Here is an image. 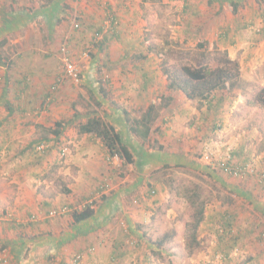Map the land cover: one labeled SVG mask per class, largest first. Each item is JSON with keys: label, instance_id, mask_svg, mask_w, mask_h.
<instances>
[{"label": "rangeland", "instance_id": "1", "mask_svg": "<svg viewBox=\"0 0 264 264\" xmlns=\"http://www.w3.org/2000/svg\"><path fill=\"white\" fill-rule=\"evenodd\" d=\"M214 5L212 0H25L17 4L23 7L20 18L29 40L25 38L21 45L5 50L2 57L7 67L0 71V87L8 89V106L14 114L39 119L20 120L8 128L24 130L21 138H16L21 139L19 143L15 140L17 144L26 147L44 136L50 139L52 148L41 153L30 144L18 158L27 166L22 171L27 188L19 221L25 226L19 231L7 229L2 226L7 220L0 218V264H264L261 219L258 226L254 224L258 244L240 240L228 251H219L216 227L202 224V232L198 230L200 244L191 250L186 247L194 210L178 195L181 187H199L209 201V213L216 209L223 214L221 211L236 202L248 204L247 197L235 192L246 189L243 180L264 184L260 182L264 170V107L255 103L264 87V60L247 64L241 62L246 55L238 52L234 59L228 55L239 65L238 69L229 66L239 71L241 84L232 90L219 89L209 100L188 99L183 92L169 89L163 74L164 64L179 68L200 62L223 66L225 50L214 35ZM258 27L264 31V24ZM258 42L262 47L264 39L260 37ZM27 51L35 54L27 55ZM65 59L76 66L77 80L69 76ZM140 63L153 77L146 95L155 98L159 116L145 140L125 124L123 135L132 146L133 163L116 156L102 160V140L82 133L80 125L95 109V100L101 97L100 86L109 91L106 101L110 104L99 107L98 113H106L109 123L123 128L115 119L117 113L113 115L110 110L111 101L120 95V104L132 110L131 117H141L144 109L130 106L133 101H144L138 92L140 74L136 65ZM60 77L63 81L53 91L51 86ZM90 89H94L93 95ZM163 95L173 99L163 100ZM56 122L64 129L58 140L53 132ZM242 146L251 155V160L244 162L247 172L243 176L213 167L206 158L230 159L227 165L238 166L246 155L231 156V152H243ZM2 154L10 159L13 152L6 148ZM8 177L12 178L8 174L0 176L1 195L4 188L17 190V184ZM237 179L241 184L234 182ZM79 183L83 186H77ZM65 189L72 192L65 194ZM263 198L252 194L260 205ZM91 202L97 206V219L88 220L77 232L71 231L73 209ZM3 209L0 205V212ZM14 217L13 213L9 215L12 220ZM42 219L45 224L56 222V232L50 235L49 230L38 232L32 227ZM113 224L124 228L122 247L128 250L119 259L112 252ZM128 226L133 234H129ZM74 232L72 241L60 245L59 241L71 238ZM84 235L85 243L78 239L83 240ZM165 235L164 245H158ZM5 244L14 246L16 254L9 247L2 248ZM80 254L81 260L75 262Z\"/></svg>", "mask_w": 264, "mask_h": 264}, {"label": "trees", "instance_id": "2", "mask_svg": "<svg viewBox=\"0 0 264 264\" xmlns=\"http://www.w3.org/2000/svg\"><path fill=\"white\" fill-rule=\"evenodd\" d=\"M14 17H18V16L14 15ZM11 19L14 20L13 17H11ZM141 53L143 55L145 54L144 52H141ZM224 55L225 56L223 59V62H224L223 66L220 65L217 67H213L210 64L208 63L205 64L203 62H200L194 66L184 65V66H181L180 68L175 67V66L171 67L169 65L164 64L162 68H163V74L168 81L167 87L171 90H178V91L183 92L187 96L188 99L209 100V98L219 89L232 90L234 87L240 86L241 82L239 78V71L233 70L229 66L230 64L235 65L236 66L235 68L238 69L237 68L239 66V65L237 66L238 63L230 59L226 51L224 52ZM144 57H147V55H144ZM136 66L139 69V72L137 74H140V85H139L138 92L140 93V97H142L144 101L141 103H139V101H133L130 106L131 107L139 106L140 110L144 109L142 111L141 117H135V118L131 117L132 110L130 111L127 107H124V105L120 104V99H121L120 97L121 95H120L119 98L117 97L116 99H113V101H111L112 102L111 109L109 105H108V109L111 110V113L113 115L117 113L115 119L117 120L118 124H123V128L118 129L115 125H113L112 123H109V121L106 120V116H105L106 113L103 114V116L98 113V110H99L98 108L104 107L108 103V101H106V97L108 96V92H109V91H106V88L104 86H100L98 92L101 94V97H98L95 100L96 101L95 109L87 113L86 120L84 121V123L80 125V131L82 133L93 134L102 140L103 145L104 147H106L108 154L110 156H117L119 159L129 164L134 162V155H133V151L131 150L132 146L129 143L130 141L127 142L126 138L123 135V134L126 135L125 124L129 126L131 132L135 136L140 137L145 140L149 136L153 123L157 120L159 116V111H158L159 106L156 103L155 98H153L152 96L148 97V95H146V92L150 88L151 80H153V77L148 71L145 70V68L143 67L144 65H142L141 63L140 65L137 64ZM109 80L110 79H108L107 81L109 82ZM61 81H63V77L58 78V80L51 86V89L55 91L59 87ZM158 90L159 88L155 89L154 92H158ZM53 91L50 94H52ZM93 94H94V89H90V95H93ZM54 99L55 98L53 97L48 98L50 102L54 101ZM161 99L163 100L167 99L168 101H170L173 99V97L172 96L167 97L163 95ZM255 103L260 104L261 106L264 107V87L261 88L260 91L258 92ZM44 107H47V106H44ZM72 108L76 109V106L73 104ZM10 109H11V112L14 111L12 108ZM112 109L114 112L112 111ZM210 109L211 108H209V110ZM121 117H124L125 119ZM56 126H57V129L55 130L53 129V132L55 133L56 140H58L59 136H61L62 131L64 129L62 128L61 130V127L63 126L60 122H56ZM65 126H66V123H65ZM215 126L216 125H214V128H216ZM43 142H47L49 144L50 139L43 136L42 138L37 139L33 141L32 143H30L31 148H34L36 152H41V153L42 152L44 153L47 150L52 148V143H50V145L45 150L38 151L37 146ZM30 144L26 146L24 149L25 150L28 149ZM241 150L243 152L233 151L232 153L233 156H238V157L242 155H246L242 160H240L241 162L235 161L237 163L239 162L238 167H244L243 166L244 162L247 163V161L251 160V155H249L250 153H246L244 146H242ZM214 160L215 162H220V163L222 162L223 164H227L228 162L231 161L230 159L228 160L226 159V161H224L223 158L220 160V157H215ZM235 165L237 164L235 163ZM219 168H221L222 170L224 169L222 166H219L218 169ZM260 182H264V170L262 171V180ZM239 183H241L240 179H239ZM180 190L182 191H180L179 193L177 192L178 195H180L181 197H184L194 210L192 213V221L188 223V228L190 230V236L186 243L187 249L191 250L200 244L199 237H198L199 236L198 230H199L201 223L204 221L205 212H206L207 204L209 201L203 198V195L200 192L199 187L197 186L191 189L184 186V187H181ZM64 192L65 194H68L72 191L70 189H65ZM96 207H97L96 204L94 202H91V203H87L86 205H84V207L74 208L71 213L72 222L70 225L71 227L70 230L71 231L75 230L77 232V230L79 231L88 220L93 219L95 213L97 212ZM221 219H222L221 223L216 228V235L222 240L219 246V250L226 249V251H228L234 246L239 245L241 238L245 235L244 233L245 230L242 227V225H239L238 229L234 231L233 230L234 221L230 219L229 217L227 218L226 215L222 216ZM42 222H45V220L32 223V227L36 229L39 224H42ZM127 222H129V220ZM260 224H263V223H260ZM19 226H21L22 228L19 229ZM24 226H23V223L20 222L18 225L16 224L14 229L16 231L23 230ZM123 229L124 228L122 227L119 228V233L117 234L116 237L111 236L112 246H113L112 252H115L117 254L116 258L118 257V259L125 256L128 252V250L126 251L124 250V247H122L124 244V236H125ZM127 230L129 231V234L130 233L133 234L132 229L129 226ZM47 232L50 233V235L52 233L50 231H47ZM76 232H74V235L70 236L71 238L69 237L65 238L64 240H62V242L59 241L60 245L61 244L63 245V243H68L69 241H72L71 239L75 237ZM85 235H86V231H85ZM261 235H264V230L261 231ZM167 238L168 236L165 235L160 241H158L157 244L160 246L164 245ZM91 245L93 244L91 243ZM136 246H140V244H137ZM8 247H9V244L2 245V248L4 249ZM9 248H10L9 250L13 254H16L14 252V246L11 245ZM144 257L145 259L148 260V256L146 254ZM81 258H82L81 254L77 255L75 262H79ZM112 259H114V256L112 257ZM61 262L62 264H64V261H61Z\"/></svg>", "mask_w": 264, "mask_h": 264}, {"label": "crops", "instance_id": "3", "mask_svg": "<svg viewBox=\"0 0 264 264\" xmlns=\"http://www.w3.org/2000/svg\"><path fill=\"white\" fill-rule=\"evenodd\" d=\"M24 1L25 0H0V71L1 72H3V70L7 67V65L5 64V59H3L2 57L6 53L5 50H7L10 46H17L18 44L21 45V42L25 40V38L27 41L29 40L28 38L29 35L27 36L26 34H24V25L22 19H19L20 18L19 16L23 11V7L17 6V4ZM212 1L215 4L212 16L216 20L215 22L216 31H214V35L217 36L216 39L220 43V47L224 49L232 59L236 57L235 55L238 52L239 55L242 56L246 55V58L244 60L241 59V62L243 63L251 64V62L255 60L256 61L259 59L261 61L264 60V44L261 47L260 42H258V39L260 37L264 39V31L258 27L259 25L264 24V5H263L264 0H212ZM223 1H225L226 3H224ZM14 15L18 17H14ZM11 17H13L14 20H12ZM253 29L256 31L255 34H252ZM261 42H263V40ZM241 48H243L244 51H241ZM26 53L27 55L35 54L34 51H27ZM254 66H257V64H254ZM247 69L249 68L247 67ZM4 80L7 83V76H4ZM3 86L0 87V152L3 153V150L5 151L6 148H8V150L12 151L13 154L10 155V159L3 158V154L1 155L2 157L0 156V176L4 174L10 175L12 178L10 177L8 178L11 179V182H15V184H17L16 185L17 190L10 191L7 188H4L2 190V195L0 194V205H2L4 209L2 210V212H0L1 215L0 218H3V220H7V223L3 222L4 223V225H2L3 227L5 226L7 229L13 230L16 224L18 225L20 223L19 221L21 220V216H22L21 212L24 207V202L22 203V201L24 199V188L25 187L27 188V185L26 183H24L22 171L23 168L26 169L27 166L23 163L21 164L20 163L21 160H18L19 156L23 155L25 145L15 143V140H18L16 141L18 143L21 141V139L19 140L16 138L19 137L21 138V133L24 130H21L20 127L9 129L8 126L9 125L16 126L15 123L19 124L18 122L20 120L36 121L39 118L35 115H32L31 117L29 116L25 117L23 115H16L13 112H11L10 109L11 107L9 108L8 106L9 104L8 89L5 87L3 88ZM14 146H20V149L14 150L15 148ZM102 146L104 147L103 143ZM104 148H105V152H104V157H101L102 160H105V157H107V159L110 158V155L108 157V151L106 147ZM232 153L233 151L231 152V156L233 155ZM14 156H16V158H13ZM214 159L215 157H213V160ZM47 163L48 162H45V166ZM214 163H216L215 160ZM261 166L264 168V161H263V165ZM26 178L27 180H31V178L29 177ZM2 180L3 179L0 178V182H2ZM249 180L247 181L240 180L243 183H245L246 184L245 186L247 187L246 189L238 188V192L235 191L236 193L242 195L243 198L247 197L248 204L236 202V204L232 205V207H227L225 211H221V212H225L226 214L225 213L220 214L219 210L216 209L213 210V213H209L208 209H206L205 218L204 221L201 223V225L204 224V227H208L211 229H214L215 227L217 228L218 225H216V222L219 221L218 219L220 218V216L222 218V216L226 215L227 218L229 217L234 221V229H233L234 231L237 230L239 227V225L235 223H240L241 225L244 224L246 226L244 227L245 235L241 238V240H247L249 242L252 241V243L254 242L253 244H256L257 243L255 239L256 226L254 224L256 222V225L258 226L257 220L259 219L264 221V203H261L262 205H260L259 203L255 202V199H252V194L257 193L259 196L264 197V184L262 183L263 185H259L256 183L255 184L246 183ZM234 182L237 183V185L241 184L239 183L238 179L235 180ZM77 186H83V184L79 183L77 184ZM246 190L248 192H246ZM261 200H264V198ZM12 213L15 216L13 220L9 218V215L11 214L12 216ZM97 215L99 214L95 213L94 218L92 219L93 221L97 219ZM14 221H17L18 223ZM49 222L50 223L47 224H45V222H42V224H39L38 227L36 226L38 232L42 229L49 230L52 233L56 232L58 227L56 226V222H53V220H50ZM119 228L120 225L113 224L112 226L113 232L111 236L116 237L117 234L119 233ZM202 229L203 227L201 226V228L199 229L201 230L200 232H202ZM214 232L216 233V229ZM215 238L218 242L216 249L219 250V246L222 240L219 237H215ZM78 239L80 242L85 243L87 237L84 235L83 240L81 239V237H79ZM245 244L249 245V243H245ZM225 250L226 249L219 251H225Z\"/></svg>", "mask_w": 264, "mask_h": 264}, {"label": "built area", "instance_id": "4", "mask_svg": "<svg viewBox=\"0 0 264 264\" xmlns=\"http://www.w3.org/2000/svg\"><path fill=\"white\" fill-rule=\"evenodd\" d=\"M64 50H65V47H64ZM65 65H66V69H67V72L69 74V76L73 79H78L79 78V73H78V70L76 68V66L70 62L68 59H65ZM50 145V143L48 144L47 142H43V143H40L38 146H37V150L38 151H43L45 150L48 146ZM206 158H208V160H212L210 158V155H206ZM218 165L219 166H222L226 171H228L229 174H232L234 176H243L245 172H247V170L244 168V167H238L234 164H230V165H227V164H223L222 162H218ZM254 169H252L251 172H253Z\"/></svg>", "mask_w": 264, "mask_h": 264}, {"label": "clouds", "instance_id": "5", "mask_svg": "<svg viewBox=\"0 0 264 264\" xmlns=\"http://www.w3.org/2000/svg\"><path fill=\"white\" fill-rule=\"evenodd\" d=\"M117 157V156H116ZM212 160L210 161V163L209 164H211L213 167H219V165H218V162H216V163H214V160H213V158H211ZM233 176V175H232Z\"/></svg>", "mask_w": 264, "mask_h": 264}]
</instances>
